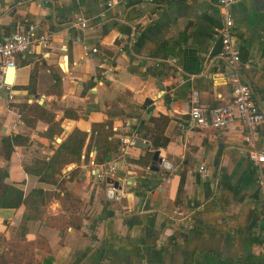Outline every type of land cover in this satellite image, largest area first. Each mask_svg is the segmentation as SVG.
<instances>
[{"label":"crops","instance_id":"obj_1","mask_svg":"<svg viewBox=\"0 0 264 264\" xmlns=\"http://www.w3.org/2000/svg\"><path fill=\"white\" fill-rule=\"evenodd\" d=\"M106 1L0 0L1 35L24 20L50 36L48 47L36 41L14 55L10 81L5 67L11 98L0 85V171L23 192L18 205L0 206V264H264V192L248 157L250 145L264 150V121L247 142L238 121L214 129L189 117L193 91L206 105L231 94L225 61L210 55L217 1ZM229 11L243 79L264 111V0H235ZM77 15L85 28L70 24ZM160 113L164 145L125 146L132 124ZM75 127L87 132L80 159L47 168ZM12 134L27 139L6 158L2 137ZM107 141L108 159L94 161Z\"/></svg>","mask_w":264,"mask_h":264},{"label":"built area","instance_id":"obj_2","mask_svg":"<svg viewBox=\"0 0 264 264\" xmlns=\"http://www.w3.org/2000/svg\"><path fill=\"white\" fill-rule=\"evenodd\" d=\"M216 1L221 9V24L216 31V36H221V48L216 55L223 59L227 65L226 77L231 81V94L229 99L223 103L206 105L198 101L197 91H193L189 106L190 122L196 127L224 129L229 123L238 121L244 127L245 139L249 142L257 126L264 121V111L253 100L252 89L242 76L240 45L229 11V5L235 0ZM114 2L115 0H107L106 4L110 6ZM87 20L86 17L77 15L70 20V24L85 28L88 24ZM40 28L41 25L38 21L23 20L16 23L8 35L0 34V85L7 90L9 98L12 97V93L10 84L3 80L4 69L7 66L15 65L14 55L16 53L31 51L36 41H39L45 48L50 45L49 34L41 31ZM92 50L95 51L97 48L92 47ZM98 66H103V62H100ZM122 139L125 146L135 145L137 140L148 143V139L140 137L136 131L123 135ZM248 157L256 166L258 184L264 192V150L250 145L248 146ZM199 168L203 169L204 166L200 165ZM106 188L111 197L120 198V193L116 190L113 181L108 180ZM174 211L177 214H182L180 206H176ZM188 226L190 227L189 224Z\"/></svg>","mask_w":264,"mask_h":264},{"label":"trees","instance_id":"obj_3","mask_svg":"<svg viewBox=\"0 0 264 264\" xmlns=\"http://www.w3.org/2000/svg\"><path fill=\"white\" fill-rule=\"evenodd\" d=\"M35 105L39 113H42L44 111L43 109H40L39 105ZM167 121L168 117L162 113H160L159 115H150L149 122H151L152 124L145 123L143 120H139L137 124L131 125L130 133L136 131L140 137L147 138L148 140H150V143L153 148H157L160 145H164L167 141V138L163 135V128L166 125ZM50 126L51 125H49L47 130L45 131L46 134H49V131H51ZM86 134L87 132L84 130H81L77 127L73 128L61 141L57 149H55L54 154L48 159L47 168H55V165L60 164V161L61 164L59 166H62L65 162L71 160H79L81 154L80 152L86 139ZM103 134H105V131L102 133V135ZM26 139L27 137H24L19 134H12L2 137L4 156L7 158L14 144L26 141ZM88 145L89 144H87L86 147L87 149ZM113 146L115 145H112L110 141L105 142L103 144V150H97L94 161L100 162L108 159L109 154L107 155V153L104 154L103 152L105 150H111ZM41 177L44 178L43 176ZM4 178L5 173L3 171H0V206L18 205L22 201V189L6 183ZM182 184L183 177L180 179V184L178 187V194L176 198V201L178 203L181 202L179 195L182 191Z\"/></svg>","mask_w":264,"mask_h":264},{"label":"water","instance_id":"obj_4","mask_svg":"<svg viewBox=\"0 0 264 264\" xmlns=\"http://www.w3.org/2000/svg\"><path fill=\"white\" fill-rule=\"evenodd\" d=\"M220 48H221V36L218 35L211 47V50H210V55H216L219 51H220ZM14 65H10L9 66V75L7 76V81H10L11 80V77H12V74L14 73ZM157 87L160 89V91L158 92L157 94V97H162L164 99V102L165 103H169L170 100H171V96L168 92L169 90V87L164 85L162 83V81H157L156 83ZM167 90V91H165ZM153 100L151 98H147L145 100V103H150L152 102ZM89 110V107L87 108V111ZM136 144L138 145H146L147 143H143L142 141L140 140H137ZM161 161V157L159 156V150L158 149H155L153 151V154H152V161H151V165H150V168L151 169H154L155 171H158L160 170L159 168V162ZM117 184V182L115 181L114 185Z\"/></svg>","mask_w":264,"mask_h":264}]
</instances>
